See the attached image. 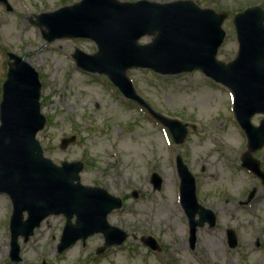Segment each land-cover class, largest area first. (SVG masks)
I'll use <instances>...</instances> for the list:
<instances>
[{
    "label": "rangeland",
    "instance_id": "1",
    "mask_svg": "<svg viewBox=\"0 0 264 264\" xmlns=\"http://www.w3.org/2000/svg\"><path fill=\"white\" fill-rule=\"evenodd\" d=\"M13 1L16 5L11 11L0 7V101L7 53H13L39 75L40 109L46 123L37 139L44 155L56 164L82 162L83 185L100 186L121 198L122 208L112 211L107 220L129 234L121 246L100 255L96 250L103 245L101 234L58 254L65 219L49 216L27 242L19 239L21 262L17 264H264V186L240 167L246 137L234 117L230 90L199 71L165 76L128 69L126 75L136 92L154 111L188 124L183 142L176 144L168 129L126 99L107 77L76 67L74 49L94 53L92 41L66 38L47 42L41 31L45 28L31 22L36 14L79 0ZM192 1L201 8L228 13L217 59L229 62L237 53L232 17L248 8L240 6L251 0ZM151 39L144 36L139 43ZM261 118L254 116L252 123L258 125ZM71 136L76 140L60 149V140ZM177 155L195 177L199 203L217 216L213 228L197 229L194 249L188 243V221L179 202ZM153 173L162 179L160 190L152 187ZM252 190V200L245 203ZM11 212L9 197L0 193V264H9ZM226 229L236 233L233 249L228 247ZM142 236H152L161 251L144 246Z\"/></svg>",
    "mask_w": 264,
    "mask_h": 264
},
{
    "label": "water",
    "instance_id": "2",
    "mask_svg": "<svg viewBox=\"0 0 264 264\" xmlns=\"http://www.w3.org/2000/svg\"><path fill=\"white\" fill-rule=\"evenodd\" d=\"M5 0H0L4 2ZM10 10V7H7ZM227 13L200 8L193 1L178 0L158 3L149 0H81L36 16L44 39L87 38L95 42L97 51L86 54L75 49L72 57L80 69L106 75L123 95L144 107L166 125L176 143L186 135V125L168 119L150 109L136 93L126 71L130 68L150 69L161 75H176L200 70L215 82L228 87L234 95L235 117L246 133L248 151L242 166L256 173L264 183V172L251 154L264 145V119L259 126L251 123L255 114H264V11L250 7L233 17L238 52L228 63L217 60L224 41L222 23ZM144 36H153L150 43L139 44ZM8 72L2 86L0 102V193L9 196L13 205L10 222V258L20 261L19 236L27 241L34 228L50 215L63 214L66 222L57 252L62 253L78 240L101 233L104 245H121L127 233L107 221V216L122 206L118 197L98 186L80 183L81 162L54 164L43 155L36 134L43 129L45 117L40 112L38 73L23 58L9 54ZM75 137L61 140L65 149ZM180 177V199L189 222V243L193 249L197 227L208 223L213 227V211L198 203L194 176L177 158ZM154 190L162 179L151 176ZM254 192L248 197L249 202ZM246 202V203H247ZM23 213L27 214L23 220ZM198 214L199 219L195 216ZM75 221L72 222V218ZM231 248L237 245L233 230H227ZM140 241L152 250H159L154 238Z\"/></svg>",
    "mask_w": 264,
    "mask_h": 264
},
{
    "label": "flooded vegetation",
    "instance_id": "3",
    "mask_svg": "<svg viewBox=\"0 0 264 264\" xmlns=\"http://www.w3.org/2000/svg\"><path fill=\"white\" fill-rule=\"evenodd\" d=\"M16 3L13 0H5L4 2H0V7H15ZM240 7H264V0H254L248 1L246 4H241ZM262 150H259L257 153H260V156H256L258 161L260 162V168H264V155L261 154ZM263 170V169H262ZM258 179V178H257ZM259 180V179H258Z\"/></svg>",
    "mask_w": 264,
    "mask_h": 264
}]
</instances>
